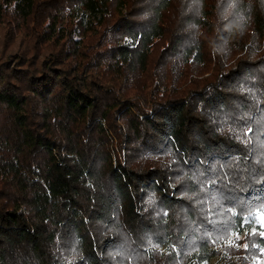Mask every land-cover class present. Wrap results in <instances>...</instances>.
Segmentation results:
<instances>
[{"label": "trees", "instance_id": "obj_1", "mask_svg": "<svg viewBox=\"0 0 264 264\" xmlns=\"http://www.w3.org/2000/svg\"><path fill=\"white\" fill-rule=\"evenodd\" d=\"M3 40L0 264L264 255V0H0Z\"/></svg>", "mask_w": 264, "mask_h": 264}, {"label": "rangeland", "instance_id": "obj_2", "mask_svg": "<svg viewBox=\"0 0 264 264\" xmlns=\"http://www.w3.org/2000/svg\"><path fill=\"white\" fill-rule=\"evenodd\" d=\"M29 55H30L29 47L28 44L26 43L19 42L18 40L17 41L3 40V42L0 41V61L7 60L9 64L13 63L14 67L15 65H17L18 61H22L23 59L28 60V64H30L31 59ZM27 69L32 70V68H27ZM167 85H169V82H167ZM260 214H264V210L255 213L253 217L258 228H260L261 224L264 223V221L261 220ZM250 232H253V228L250 229ZM223 255L226 258H224ZM227 256L228 255L220 254V253L215 254L214 257L211 258L205 264H231V263L238 264V260H236L234 257L228 260ZM245 262H247L248 264H264V255H259L257 257L256 256L247 257Z\"/></svg>", "mask_w": 264, "mask_h": 264}, {"label": "snow or ice", "instance_id": "obj_3", "mask_svg": "<svg viewBox=\"0 0 264 264\" xmlns=\"http://www.w3.org/2000/svg\"><path fill=\"white\" fill-rule=\"evenodd\" d=\"M260 215H261V220L264 221V214H260ZM245 223H248V218H245ZM261 227H264V223L261 224ZM255 232H256V229L253 228V234H255ZM260 235L262 237H264V231H261ZM262 251H264V250H262Z\"/></svg>", "mask_w": 264, "mask_h": 264}]
</instances>
